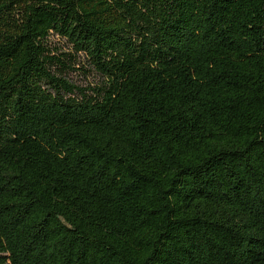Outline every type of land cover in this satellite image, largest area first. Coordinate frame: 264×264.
<instances>
[{
	"label": "trees",
	"instance_id": "16d2710c",
	"mask_svg": "<svg viewBox=\"0 0 264 264\" xmlns=\"http://www.w3.org/2000/svg\"><path fill=\"white\" fill-rule=\"evenodd\" d=\"M0 264H264V0H0Z\"/></svg>",
	"mask_w": 264,
	"mask_h": 264
},
{
	"label": "rangeland",
	"instance_id": "374dc122",
	"mask_svg": "<svg viewBox=\"0 0 264 264\" xmlns=\"http://www.w3.org/2000/svg\"><path fill=\"white\" fill-rule=\"evenodd\" d=\"M132 3H133V5H134V7L137 6V3H135V2H132Z\"/></svg>",
	"mask_w": 264,
	"mask_h": 264
}]
</instances>
